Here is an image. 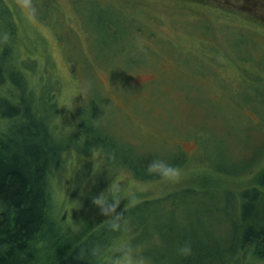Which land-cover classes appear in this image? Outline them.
<instances>
[{
    "label": "rangeland",
    "instance_id": "obj_1",
    "mask_svg": "<svg viewBox=\"0 0 264 264\" xmlns=\"http://www.w3.org/2000/svg\"><path fill=\"white\" fill-rule=\"evenodd\" d=\"M0 1L18 25V51L50 60L51 73L60 84L58 115L80 133L71 164L55 181L56 205L63 208L69 235L77 238L86 228L99 225L96 241L108 243L103 248L107 258L113 254L121 236L111 230L92 196L118 182L126 193L137 194L134 205L125 198L119 210L125 209L130 227L124 236L140 248L147 264H199L207 261L197 251L204 244L228 246L232 239L214 243L199 237L194 227L198 214L182 197L203 190L202 183L191 182L195 176L214 175L225 184L228 178L221 169H259L258 152L264 145L258 130L264 120L259 90L264 87V24L253 19L260 14L240 8L238 0L232 1V8L191 0ZM86 63L94 66L90 65L92 73ZM90 79L115 109L100 108ZM251 83L253 87L248 86ZM101 111L114 114L113 127L130 144L150 150L148 160L159 155L176 164L178 157L183 164L179 181L141 180L129 168L108 165L112 161L107 152L84 157V150L95 144L86 138L93 127L89 118ZM64 134L65 141H72L71 128L66 127ZM176 149L187 155L184 162L170 152ZM87 174H95L91 182L84 177ZM156 199L163 210H153L179 211L178 232L169 233V224L161 230L159 221L141 229L140 219L150 211L145 210L150 209L146 202ZM94 239L86 234L79 243L91 248ZM184 243L192 248L188 256L178 252ZM245 264H264V259L250 255Z\"/></svg>",
    "mask_w": 264,
    "mask_h": 264
},
{
    "label": "trees",
    "instance_id": "obj_2",
    "mask_svg": "<svg viewBox=\"0 0 264 264\" xmlns=\"http://www.w3.org/2000/svg\"><path fill=\"white\" fill-rule=\"evenodd\" d=\"M191 1L232 8L235 0ZM238 1L240 8L259 13L261 17L256 15L252 19L264 24V0ZM15 22L13 13L0 1V264H104L107 256L93 252L97 245L102 248L108 245L96 241L98 237L94 234L99 225L86 228L79 237L73 238L63 222V208H57L55 181L60 179L61 172L65 173L66 165L71 164V151L77 150L81 143L80 133L75 132L72 122L61 121L58 115L56 99L61 94L60 84L51 73L50 60L43 61L30 55L31 52L18 51L19 30ZM85 65L92 73L94 66ZM90 82L100 108L105 105L115 109L94 81L90 79ZM248 86L253 87L252 83ZM259 90L264 101V87ZM94 114V119L89 118L93 127H89L90 135L86 138L95 144L84 150V157L95 151L107 152L112 161L108 165L129 168L147 182L159 180L145 171L150 150L130 144L126 136L119 134V129L113 127V113ZM66 127L71 128L72 141H65ZM258 130L264 140V120ZM170 152L181 156L183 162L187 158L181 150ZM175 160V165L181 168L183 164L178 157ZM258 160L261 163L258 170L221 169L230 183H221L214 175L191 178V182L202 183L203 190L195 189L192 195L182 199L188 206L194 205L193 210L198 214L197 227H194L199 230V237H208L214 243L225 237L232 239L221 249L216 244L213 247L204 244V249L197 251L207 261L199 264H245L250 255L264 259V145L258 152ZM80 167L81 164L72 172L73 178ZM95 174L84 177L91 182ZM220 187L224 188L223 198L219 196ZM146 204L150 209L145 210L150 211L140 219L142 230L154 227L153 222L157 221L161 230L167 224L172 228L169 233L180 230L182 219L178 210L163 213L159 199ZM226 226L230 230L228 234ZM86 234L94 236L96 242L85 249L79 240Z\"/></svg>",
    "mask_w": 264,
    "mask_h": 264
},
{
    "label": "clouds",
    "instance_id": "obj_3",
    "mask_svg": "<svg viewBox=\"0 0 264 264\" xmlns=\"http://www.w3.org/2000/svg\"><path fill=\"white\" fill-rule=\"evenodd\" d=\"M5 39L7 35L5 34ZM145 171L150 175L157 176L165 183L173 184L179 181L182 170L179 166L171 163L168 159L156 155L146 162ZM127 198L129 204L134 205L138 199L136 192L124 191L118 182H112L98 194L92 196L93 203L99 212L108 218V223L113 232L120 234L121 239L116 243L113 254L107 258V264H147V257L140 248L124 236L130 231L128 221L125 217V209L119 210L122 200ZM192 248L189 243H184L178 252L180 255L188 256ZM93 252L103 254L102 246L97 245Z\"/></svg>",
    "mask_w": 264,
    "mask_h": 264
}]
</instances>
